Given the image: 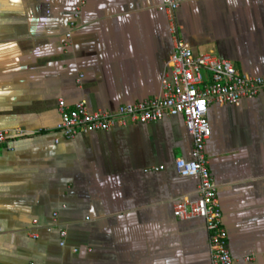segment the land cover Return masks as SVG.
<instances>
[{
	"label": "crops",
	"instance_id": "0c3cea01",
	"mask_svg": "<svg viewBox=\"0 0 264 264\" xmlns=\"http://www.w3.org/2000/svg\"><path fill=\"white\" fill-rule=\"evenodd\" d=\"M160 3L0 0V129L9 132L0 146V264H213L206 221L174 215L176 203L200 197V180L175 169L195 147L184 118L72 140L54 132L60 100L116 111L159 95L174 43ZM173 24L194 54L264 74V0L187 1ZM209 120L233 264H264V93L212 104Z\"/></svg>",
	"mask_w": 264,
	"mask_h": 264
},
{
	"label": "built area",
	"instance_id": "2783aa9c",
	"mask_svg": "<svg viewBox=\"0 0 264 264\" xmlns=\"http://www.w3.org/2000/svg\"><path fill=\"white\" fill-rule=\"evenodd\" d=\"M187 1L191 0H161L158 6V10L170 16L171 32L174 36L167 69L161 78L159 95L122 105L116 111H90L85 100L78 102L73 108H68L60 100L59 121L54 126V132H58L66 140H72L81 134L107 132L131 122L155 123L173 116L184 118L187 131L194 138L195 147L192 160H177L175 169L181 178L200 180V197L176 203L174 215L180 220L204 219L210 233L213 264H233L228 247V232L223 225L224 212L219 200L218 186L211 173V163L207 155V146L213 134L209 111L215 103L238 105L244 99H254L264 93V74H243L229 60L213 54H194L192 48L178 36V28L173 24L175 11ZM83 5L84 2L79 6L75 20L81 17ZM75 20L72 23L73 28L77 27ZM67 36L72 39L73 32H69ZM81 78L78 84H81ZM8 137L9 132L0 129V146ZM55 143H58V139ZM154 170L163 171L164 168ZM59 233L60 246L63 247L66 244L67 231L62 229ZM35 236L32 234V237ZM247 260L251 262L253 257Z\"/></svg>",
	"mask_w": 264,
	"mask_h": 264
}]
</instances>
